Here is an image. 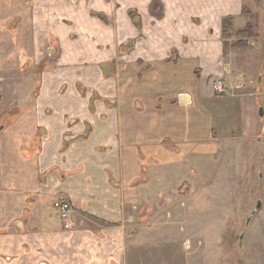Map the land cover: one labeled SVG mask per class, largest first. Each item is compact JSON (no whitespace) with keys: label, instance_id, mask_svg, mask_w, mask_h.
Here are the masks:
<instances>
[{"label":"crops","instance_id":"0c3cea01","mask_svg":"<svg viewBox=\"0 0 264 264\" xmlns=\"http://www.w3.org/2000/svg\"><path fill=\"white\" fill-rule=\"evenodd\" d=\"M245 3L9 0L0 26L23 7L14 32L56 55L0 133V264H132L144 256L141 233L128 234L133 206L195 189L228 150L264 140V91L215 90L236 64L224 20H243ZM64 198L78 214L67 225L53 206Z\"/></svg>","mask_w":264,"mask_h":264},{"label":"rangeland","instance_id":"374dc122","mask_svg":"<svg viewBox=\"0 0 264 264\" xmlns=\"http://www.w3.org/2000/svg\"><path fill=\"white\" fill-rule=\"evenodd\" d=\"M245 2L244 19L230 22L224 31L226 49H233L236 64L223 82L230 91H264V0ZM25 4L29 7L30 1ZM8 6L9 0H0L1 15L7 13ZM17 12L16 22L9 27L6 23L7 28L0 26L4 29L0 32L1 134L14 125L19 106L36 101L40 75L56 55L54 43L38 33L33 31L31 41L29 33L14 32L24 24L23 7L20 10L18 6ZM29 43H33L32 55L28 54ZM39 50L45 52L41 59ZM12 53H16L15 61L9 57ZM14 105L17 108H12ZM214 172L205 183L199 180L195 189L162 193L154 208L142 203L131 209L134 219L127 222L128 234L141 233L132 236V248L144 251V256L134 252L132 264H138L137 259L139 264L140 260L144 264H264V140L245 141L239 150L234 146ZM259 200L262 207L245 229ZM57 215L60 217L59 212ZM76 215L75 211L65 224ZM87 223L103 225L93 218Z\"/></svg>","mask_w":264,"mask_h":264},{"label":"built area","instance_id":"2783aa9c","mask_svg":"<svg viewBox=\"0 0 264 264\" xmlns=\"http://www.w3.org/2000/svg\"><path fill=\"white\" fill-rule=\"evenodd\" d=\"M215 90L219 93H222L223 91H225V85H224L223 80H218L215 83ZM54 207L59 212L60 217L64 220H69L75 213L74 205L72 204L70 200L65 199V198L56 201ZM133 208H137V206L135 205V207Z\"/></svg>","mask_w":264,"mask_h":264},{"label":"water","instance_id":"95a60500","mask_svg":"<svg viewBox=\"0 0 264 264\" xmlns=\"http://www.w3.org/2000/svg\"><path fill=\"white\" fill-rule=\"evenodd\" d=\"M260 115H261V116H264V109H263V108L260 109ZM261 207H262V201L259 200V201H258V204L256 205L255 210L251 213L250 216H248V219H247V221H246L245 229L248 228V226H249V224H250V222H251V220H252V216H253V215L256 213V211H257L258 209H260ZM19 225H20V224H19ZM243 236H244V233L241 235V239H242Z\"/></svg>","mask_w":264,"mask_h":264},{"label":"trees","instance_id":"16d2710c","mask_svg":"<svg viewBox=\"0 0 264 264\" xmlns=\"http://www.w3.org/2000/svg\"><path fill=\"white\" fill-rule=\"evenodd\" d=\"M230 22H233V19H232L231 17H228V18H226V19L224 20V28H225V29H227L226 27L228 26V24H229ZM225 29H224V31H225Z\"/></svg>","mask_w":264,"mask_h":264}]
</instances>
